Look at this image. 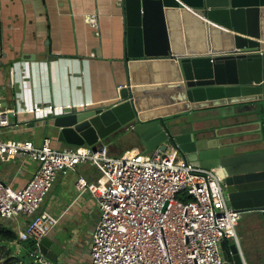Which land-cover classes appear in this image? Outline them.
<instances>
[{
    "label": "crops",
    "instance_id": "0c3cea01",
    "mask_svg": "<svg viewBox=\"0 0 264 264\" xmlns=\"http://www.w3.org/2000/svg\"><path fill=\"white\" fill-rule=\"evenodd\" d=\"M126 39L123 7L118 0H0V102L15 112L1 138L28 140L38 147L47 137L54 149L87 146L60 141L56 122L64 116L62 110L71 114L108 107L120 100L121 87L127 82ZM263 102L264 89L261 100L236 105V117L193 124L195 128H210L198 138L205 141V147H221L222 159L219 155L217 161L235 159L239 161L236 164H245L249 168L245 173L256 182H264ZM101 144L108 148L117 144L111 156L146 150L131 125L91 147ZM37 168L36 161L17 156L10 162H0V180L20 189ZM214 168L224 179L221 164ZM98 177L97 168L79 164L73 170L59 172L43 199L39 211L57 219L46 237L63 247L54 264H90V242L99 211L95 196L88 189L80 191L76 183L83 178L87 184H94ZM2 220L18 235L21 242L16 247L23 249L22 243L29 240L25 229L31 218L19 215ZM236 226L245 263L264 264L261 212L241 211ZM232 244L229 238L220 244L227 264H234Z\"/></svg>",
    "mask_w": 264,
    "mask_h": 264
},
{
    "label": "water",
    "instance_id": "95a60500",
    "mask_svg": "<svg viewBox=\"0 0 264 264\" xmlns=\"http://www.w3.org/2000/svg\"><path fill=\"white\" fill-rule=\"evenodd\" d=\"M118 1L128 59L120 100L60 117L58 139L94 146L131 125L146 149L170 145L195 166L221 164L230 206L239 212L256 209L264 222V182L250 179L248 166L235 159L217 161L219 155L222 159L221 147H205L198 138L209 132L207 126L173 134L165 121L182 113L192 124L221 120L234 114L236 105L262 99L264 0ZM39 251L54 264L63 247L44 237ZM230 251L234 264H240L234 243Z\"/></svg>",
    "mask_w": 264,
    "mask_h": 264
},
{
    "label": "built area",
    "instance_id": "2783aa9c",
    "mask_svg": "<svg viewBox=\"0 0 264 264\" xmlns=\"http://www.w3.org/2000/svg\"><path fill=\"white\" fill-rule=\"evenodd\" d=\"M70 112L62 110V115ZM14 114L0 102V162L22 155L38 168L20 189L0 180V218H31L25 235L34 242L30 256L36 264H51L39 243L57 223L39 211L41 203L59 172L83 163L99 171L94 184L83 178L76 183L95 196L99 211L90 264H227L220 249L225 238L236 245L240 264H246L236 233L240 212L228 204L223 177L214 167L195 166L171 146L111 156L104 144L54 149L47 137L38 147L28 140L2 139Z\"/></svg>",
    "mask_w": 264,
    "mask_h": 264
},
{
    "label": "trees",
    "instance_id": "16d2710c",
    "mask_svg": "<svg viewBox=\"0 0 264 264\" xmlns=\"http://www.w3.org/2000/svg\"><path fill=\"white\" fill-rule=\"evenodd\" d=\"M117 147V144L109 147V153ZM20 242L18 235L8 227V223L0 219V262L4 259L3 264H36L30 256V252L34 249V242L32 240L23 242V249H18L16 244Z\"/></svg>",
    "mask_w": 264,
    "mask_h": 264
},
{
    "label": "rangeland",
    "instance_id": "374dc122",
    "mask_svg": "<svg viewBox=\"0 0 264 264\" xmlns=\"http://www.w3.org/2000/svg\"><path fill=\"white\" fill-rule=\"evenodd\" d=\"M264 103V102H263ZM261 105V103H259V106ZM257 107H258V103H257ZM187 113L185 114H176V115H172V116H169L165 119L166 121V124L170 127V130L173 134H176V133H180V132H195V127L194 125L188 121V118H187ZM228 117H236V114H225L224 118H228ZM125 134H128V133H125ZM169 143V142H167ZM123 145H125L123 143ZM122 146V145H121ZM119 145V148L121 149V147ZM150 151V149H146L145 150V153H148ZM247 220V219H245ZM237 227V226H236ZM237 229H239V226L237 227ZM237 229H236V233L237 235L239 234L237 232ZM222 253H223V250H222ZM5 262L4 259H1V264H3Z\"/></svg>",
    "mask_w": 264,
    "mask_h": 264
}]
</instances>
